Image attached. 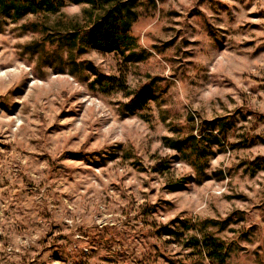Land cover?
<instances>
[{"label":"clouds","instance_id":"clouds-1","mask_svg":"<svg viewBox=\"0 0 264 264\" xmlns=\"http://www.w3.org/2000/svg\"><path fill=\"white\" fill-rule=\"evenodd\" d=\"M0 264H264V0H0Z\"/></svg>","mask_w":264,"mask_h":264}]
</instances>
